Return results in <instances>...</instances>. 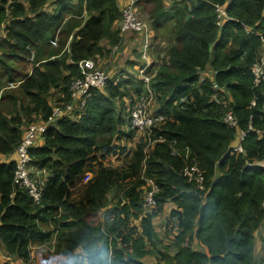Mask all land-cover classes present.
Listing matches in <instances>:
<instances>
[{
	"label": "trees",
	"instance_id": "obj_1",
	"mask_svg": "<svg viewBox=\"0 0 264 264\" xmlns=\"http://www.w3.org/2000/svg\"><path fill=\"white\" fill-rule=\"evenodd\" d=\"M140 2L148 8L151 45L157 42L154 29L172 20L173 41L150 81L154 96L148 109L158 119L140 133L126 167L105 164V157L118 148L125 153L115 139L135 137L128 116L143 89L137 73L114 74L105 86L91 90L80 109L49 124L41 145L29 148L30 163L49 171L39 204L25 187L13 182L15 155L1 159L0 245L6 253L30 261L31 245L43 244L53 236L54 230L42 225L56 221L62 208L65 212L56 235L64 240L65 251L97 238L107 241L98 229L96 210L110 187L128 177L137 178L144 163L146 174L159 186L156 206L142 215L137 226L117 229L121 247L115 246L114 257L118 264H145L142 258L155 253L152 246L157 231L152 220L167 201L173 202L168 216L174 220H167L176 232L171 250L156 251L161 260L157 264H259L254 256V231L264 219V166L255 162L264 159V84L254 83L251 66L259 54V34L264 32V0H177L169 7L164 0ZM218 4H226L231 14L219 31ZM50 5L53 8L48 10ZM82 10L85 19L68 25L73 26L71 40L63 54L34 66L20 82L22 93L33 104L32 112L42 120L52 112L51 90L56 93L55 105L69 102V85L78 74L76 61L104 55L119 41L121 10L117 0H0V22L5 20L0 76L8 81L16 74L10 57L26 53V46L39 48L38 43L53 39L64 13L81 14ZM208 63L215 72L213 80L200 75ZM153 66L151 61L147 71ZM125 96L127 117L120 107ZM228 111L235 125L225 120ZM21 125L19 115L7 117L0 110L2 156L16 151L24 131ZM239 131L244 132L243 152L232 148ZM173 147L179 152L173 153ZM184 148L204 176L203 188L182 173L189 162ZM86 170L92 176L84 197L69 201L70 187ZM141 182L137 178L124 190L126 205L137 216L143 203ZM193 239L203 249L191 248ZM65 251L55 254L66 255Z\"/></svg>",
	"mask_w": 264,
	"mask_h": 264
},
{
	"label": "rangeland",
	"instance_id": "obj_2",
	"mask_svg": "<svg viewBox=\"0 0 264 264\" xmlns=\"http://www.w3.org/2000/svg\"><path fill=\"white\" fill-rule=\"evenodd\" d=\"M77 0H71V2L76 3ZM175 0H168L165 2V6L169 7L171 4L174 3ZM25 2V1H24ZM53 8L52 5H50L49 9ZM148 8L144 6L140 11L139 16L147 21L148 14H147ZM139 13V12H138ZM65 18L63 23L61 24V29L57 28L52 35L51 40L47 39L43 42L38 43L39 48H32L26 46V53H23L21 55H14L11 58L10 62L13 66L14 72V78L12 81H8L6 77L0 76V110L2 113L7 115V117H16L19 115L22 118V125L21 130H24V128L27 126L30 122H38L41 120L39 115H36L32 112L33 104L29 101V98L27 95H24L20 89V82L24 80L29 74L32 72V68L34 66H39L41 63L47 59V58H53V57H60L63 54L64 48L67 46L68 41L71 40V28L68 26L69 23L73 25V21L75 19L84 20L86 17L85 12L82 14H77L75 11H66ZM231 16V14H229ZM72 18V19H70ZM5 20L3 22H0V39L4 37V25ZM222 24V23H221ZM218 24V31L220 30V25ZM172 20L163 22V24L160 25L159 28L154 29L155 34L157 37V42L153 43L151 45L150 49V55L151 60L154 61V66L151 68L150 72L154 75V73L157 71L158 68H160L161 62L163 60V56L165 55V49L168 43L173 41L172 36ZM171 27V28H170ZM120 42V40H119ZM114 44L111 46L112 48L110 51L104 55H100L96 57L98 60V63L101 67H104L107 71H111L110 75L118 76L121 74V76L127 77V74H132V76L136 75V67L135 65L131 66L126 61L127 57L132 55L131 48L128 52V54H124L123 51H121L117 55V49L114 53L112 52ZM7 47V46H5ZM8 48V47H7ZM120 49H122L120 47ZM162 53L159 55V53ZM117 55V57H115ZM93 57V58H95ZM95 58V59H96ZM137 65V64H136ZM132 70V71H131ZM133 72V73H132ZM123 74V75H122ZM215 72L211 68L210 64L208 63L201 71L200 75L201 78H208L210 80H213ZM70 87V85H69ZM217 88V87H215ZM70 89V88H69ZM223 90V89H222ZM127 98L123 97L121 101V111L123 112L122 115L127 117L125 112V106L127 104ZM56 99V93L51 90V93H49V104L54 106ZM26 107L27 109H22ZM120 107L118 106L116 109V112L120 111ZM24 133V131H23ZM140 133H134V138H125L121 137L119 139H115L114 141L119 143L121 146H124L125 153L120 152V148L117 149L116 153H110L105 157V164L107 166H110L112 168H118V167H126V163L128 162L129 157L131 156L130 150L134 149L136 146V141H138ZM150 142V140L148 141ZM36 145L42 144V139L39 137L36 140ZM151 143H148V145ZM16 153L10 154L8 156H2L0 154V160L1 159H7V157H13ZM46 168V167H45ZM146 165L144 163L140 164L139 172L137 174V178L142 180L141 188L146 185V192L144 193V189L141 190V196H142V209L138 216L135 214V210L131 207H127L128 199L124 194V190L131 186L133 182L137 179L136 177H128L124 179L120 185H115L110 187V189L106 192L105 198L102 201V206H100L96 211L98 215V229L101 231L103 237L107 238V241L102 239L106 245L111 248L114 253V248H120L121 244H118L119 237L116 235L117 229L122 228L123 226H126V228H129L131 225L137 226L140 222V218L144 213L151 210L154 206H156V202L154 205H149L146 203L144 204V198L146 201V196L148 195L149 186L147 184H144L143 179V173L145 175ZM46 171L48 169L46 168ZM48 173H45L43 177L47 178ZM92 176V172L90 170H86L83 172V174L80 175L79 179L76 180L73 186L70 187V197L69 201L71 202H77L80 198L84 197V189L86 185H88V180ZM144 194V198H143ZM173 205L172 201H167L163 205V209L159 210L158 213L154 216L152 222L154 225V230L157 231V234L155 235L156 238V244L152 246L154 247L155 253H149L148 255H145L142 260L145 264H157V262H161L159 260L158 254L159 252L173 248L172 244L174 242V234L176 232V229H173L172 223L170 224L168 220H174L169 215L170 207ZM65 210L62 208L60 210V213L56 215L55 219L56 221L48 224H43L42 227L46 229H52L54 230L52 238L43 243V244H33L31 245V253L32 257L30 261H24L21 258H18L15 255H9L5 252V250L0 245V264H48L49 261L52 262V264H59V261L62 259V257L69 255L72 253L73 250H71L69 253L64 250V240L61 239V235H56L57 232H60V224L63 221V218L60 217L61 214H63ZM69 216V215H68ZM169 219L167 220V218ZM170 220V222H171ZM110 226L116 227L115 230H111ZM67 230L66 228H64ZM188 240V239H185ZM194 241L190 242L189 245L191 248H197V249H203V246L200 245L197 240L193 239ZM264 244V243H263ZM262 244V245H263ZM168 245V247L166 246ZM264 248H262L263 250ZM65 251L67 254H55V252H62ZM157 251V253H156ZM263 252V251H262Z\"/></svg>",
	"mask_w": 264,
	"mask_h": 264
},
{
	"label": "built area",
	"instance_id": "obj_3",
	"mask_svg": "<svg viewBox=\"0 0 264 264\" xmlns=\"http://www.w3.org/2000/svg\"><path fill=\"white\" fill-rule=\"evenodd\" d=\"M138 0H127L121 9V18L118 21V28L120 34L133 32L139 33L141 36V43L139 48V60L137 65V75L142 79L143 89L136 96V100L131 107L129 114L128 125L133 128L136 133H141L144 130L150 128V126L158 119L156 115L149 112V105L154 96L153 87L150 85L152 73L147 69L151 63V25L149 21L141 18L137 12ZM226 4L216 5V12L218 16L217 23L221 24L224 20L231 18L226 12ZM222 25V24H221ZM220 25V26H221ZM247 31H252L247 28ZM260 47L259 54L256 60L252 63L251 71L253 74V81L255 84H264V32L259 34ZM116 45L113 47L112 52L116 51ZM78 68V74L73 77L70 82V100L66 104H56L52 107V112L47 116L45 120L38 122H30L24 129L21 141L18 143L15 151V168L13 174V182L18 186L25 187L28 194L31 196L32 201L35 204L41 202L43 182L46 179L44 176L47 173L44 167L33 166L30 163L29 148L36 145V140L40 137L42 139V133L45 131L49 124H53L62 115H71L73 110L80 109L90 92L94 88H100L107 84L111 75L104 67H101L97 59L93 57H85L76 61ZM254 103V102H252ZM225 120L231 125H235L236 119L233 118L231 111H228ZM244 132L239 131V134L234 138L232 148L234 151L243 152L241 146V139ZM174 144V143H173ZM172 144V146H174ZM173 153L179 152L175 147L172 150ZM183 152L185 157L189 159V162L183 167L182 173L187 176L189 181L193 180L195 185L199 188L204 187V176L199 169L198 164L193 157L190 156L188 149L184 148ZM260 161V160H259ZM255 163L261 165L258 161ZM263 166V165H262ZM144 184L149 186L148 195L146 201L144 198V204L154 205L156 202L155 194L159 191V186L155 182L154 178L150 175L143 173ZM144 193L147 188L144 185ZM262 208L264 209V194L261 201ZM264 225V219L262 221ZM260 264H264V259Z\"/></svg>",
	"mask_w": 264,
	"mask_h": 264
},
{
	"label": "crops",
	"instance_id": "obj_4",
	"mask_svg": "<svg viewBox=\"0 0 264 264\" xmlns=\"http://www.w3.org/2000/svg\"><path fill=\"white\" fill-rule=\"evenodd\" d=\"M126 1L127 0H117V3H118V6H119L120 10L122 9V6L124 5V3ZM164 1L166 2L168 0H164ZM175 1H177V0H175ZM142 7H143V4H141L140 0H138V2H137V12H139V14H140V11H141ZM83 12H85V11L82 10V13ZM119 35H120V39H119L120 42L118 41L115 44L116 45V48L119 49L117 51V55L121 51H123L124 54L126 55V54H128V52H129V50L131 48V51L133 53H132V55H130V56L127 57L126 61L128 63L131 62L130 64L135 65L136 70H137V65H138V60H139V48H140V43H141V36H140V34L139 33L128 32V33L119 34ZM120 47L122 49H120ZM117 55L115 57H117ZM133 65H131V66H133ZM110 72L111 71H109V73ZM137 72H138V70H137ZM73 111H75V110H73ZM42 142H43V139H42ZM258 162L261 165L264 166V159H261ZM263 243H264V225H262V223H261V225L254 231V256L259 261V264L264 259V249L262 250V248H264V244ZM7 254H9V253H7ZM9 255H13V254H9Z\"/></svg>",
	"mask_w": 264,
	"mask_h": 264
},
{
	"label": "clouds",
	"instance_id": "obj_5",
	"mask_svg": "<svg viewBox=\"0 0 264 264\" xmlns=\"http://www.w3.org/2000/svg\"><path fill=\"white\" fill-rule=\"evenodd\" d=\"M48 264L52 262L49 261ZM59 264H118V262L111 248L102 239L97 238L82 242L72 253L62 257Z\"/></svg>",
	"mask_w": 264,
	"mask_h": 264
}]
</instances>
